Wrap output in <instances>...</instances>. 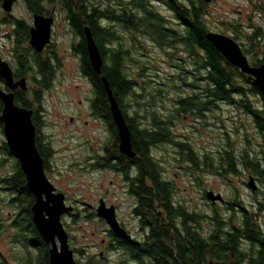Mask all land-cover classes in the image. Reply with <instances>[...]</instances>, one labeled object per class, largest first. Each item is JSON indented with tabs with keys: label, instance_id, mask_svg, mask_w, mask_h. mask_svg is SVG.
I'll return each instance as SVG.
<instances>
[{
	"label": "rangeland",
	"instance_id": "1",
	"mask_svg": "<svg viewBox=\"0 0 264 264\" xmlns=\"http://www.w3.org/2000/svg\"><path fill=\"white\" fill-rule=\"evenodd\" d=\"M127 1L104 0V6L111 3L116 7L118 4L128 3ZM148 1L168 19V26L182 30L174 13L162 4L161 0ZM260 1L213 0L205 9L204 20L213 32L230 36L242 44V47L247 48L249 52L246 51V54L249 58H263L264 40L258 39V42H261L258 44L261 46L254 48L246 37L251 28L264 31V9H262L264 2L260 3ZM13 14L32 22L31 15H28L29 13L20 3L14 5ZM234 23L240 26L236 33L231 28ZM114 28L120 39L112 45L122 44L124 49L128 50L124 59V68L136 86L135 92L124 98L126 106L135 104L137 107H149V104H152L151 107H154L160 115L166 113L168 117H172L173 139L177 143L183 141L190 143L196 152L201 154L206 152L215 154L219 144L224 142L225 130L231 132L233 139H236L235 151L241 150L245 145L243 132L250 136L253 134L252 121L247 115H240L232 107L222 104L220 109H214L204 118L192 113L179 114L177 111L180 98L194 91L189 85L194 79L191 73L194 71V66L193 62L187 61L188 55L184 47L178 45L176 49L164 50L143 36L133 34L117 25ZM53 36L58 52L67 64L60 70L51 88L42 95V106L48 121L44 133L49 136L51 145L56 150L52 181L66 195V201L77 206L80 211L74 217L65 215L62 222L70 236L73 248H85L88 259L95 258L98 264H114L112 251L102 246V240H110L108 225L97 217L94 209L85 210L80 206V202L84 201L94 206L101 198L108 205H116L120 202L125 214H128L130 199L122 198V189L125 184L119 176L109 172L79 168V164L91 153V147H100L107 137V132L105 128L94 124L88 115L87 98L91 95L92 89L87 79L80 74L79 60L69 51L72 41H70V33L63 20V14H59ZM4 42L5 39L0 38V49L6 51L4 47H1ZM5 47L9 49L10 45L6 44ZM183 61H187V65H184ZM185 71L188 77H186L187 81L183 82L180 77L185 76ZM252 98L259 101L255 96ZM70 117L75 118L73 124L69 122ZM86 120L88 125L85 124ZM237 128L242 135L235 138L232 130ZM86 141L89 142V151L84 146ZM3 142L6 140L3 127H0V145ZM251 144L252 142L248 144V147ZM255 145H257L256 142L253 147ZM176 149L178 147L175 144H161L158 150L153 151V155L159 159L164 177L173 185V202L184 206L187 211L201 214L200 227L206 235L211 232L216 223V220L213 221L211 217L213 211L216 210L222 218H229L233 212L228 211L224 204L212 205L207 198L203 197L205 189L222 193V196L230 202L235 197L243 200L256 216L260 226L264 228V191L251 193L250 189L244 185L245 175H233L223 179L206 171L194 172L193 168L189 167V163L178 156ZM16 161L18 160L13 155L8 156L0 150V178L14 173ZM11 197L8 187L0 183V224L4 226L3 232L0 233V252L11 264H21L29 257L36 262V251L27 246L24 238L16 235L17 231L11 223L10 217L15 211V207L10 204ZM258 208H262L263 211ZM86 215L91 217L87 218ZM240 215L236 210L233 217L236 223L240 220ZM101 252L104 253L105 259L102 258L103 255L100 256ZM76 260L83 263L86 258L78 254Z\"/></svg>",
	"mask_w": 264,
	"mask_h": 264
},
{
	"label": "flooded vegetation",
	"instance_id": "2",
	"mask_svg": "<svg viewBox=\"0 0 264 264\" xmlns=\"http://www.w3.org/2000/svg\"><path fill=\"white\" fill-rule=\"evenodd\" d=\"M2 1L3 0L0 1V38L3 37L5 39V42L1 47H4V50L6 51L0 49V60L6 62L8 64V67L11 69L13 83L12 87L8 86L5 79L0 75V89L5 93H13L14 102L18 107L32 111L31 120L33 125L35 126L36 133L35 144L43 159L45 174L49 181L54 185L56 193L63 192L52 181V174L55 169L53 159L56 154V150L51 145L49 136L44 133V130L48 125V121L46 120L44 107L42 106V95L51 88V85L56 80L58 73L67 64L65 59L62 58L59 54L53 36L54 27L58 22L59 14H63V20L70 33V41H72L70 42L71 44L69 51L71 52V54H74L75 57H77V59L79 60L78 67L80 74L87 79V82L92 89L91 95L87 98V102L89 105L88 115L91 117L94 124L98 125L100 128H105L107 132V137L102 142L100 147H91V153L88 154V156L81 162V164H79V168H81L82 170H84L85 168L94 169L100 172L112 173L114 176H119L125 184L124 188L122 189V198L130 199V203L128 205V214H125L120 202L113 206L115 208L116 218L120 227L128 234L132 241L115 234L111 231L109 226L108 238L110 240H102V246L112 251L115 261L114 264H175L174 259L169 257L168 241L169 239H171L174 243H176V246H173L177 248V243L178 241H180V246H182L185 239V214L188 217L190 215L195 216L194 218L196 219V221L195 219L192 220V226L197 231L201 232L205 238L209 239L210 242H212L210 243V246H214L215 241L211 238L214 237V229L216 227V223L215 225H213L211 232L206 235L200 227L201 214L197 212L187 211L184 206L175 204L173 202V185L164 177V172L160 168V164L158 161L159 159L153 155V151L158 150L161 144H175L178 147V149L175 150L178 156L182 157L185 162L189 163V167H192L194 172L206 171L208 174H212L213 176H217L223 179L233 175H245L246 181L244 182V185L247 189H250L251 193L255 194L259 191H264V129L258 123V120H264L263 95L260 92L254 93L246 91L235 94V98L237 99L236 103H229L224 99L212 100L210 101V103L208 101V104L210 105L205 108V110L202 112V115L197 114V117L204 118L214 109H220V104L227 105L228 107L230 106L234 110L239 112L240 115H247L248 117H250L252 121L251 123L253 125V134H251L250 136L243 132V143L245 145L239 152H236L234 148V142L236 141V139H233L234 136L232 137L231 132L223 130L224 142L222 144H219V148L217 149V151L215 149V154H212L210 152L201 154V152H196V150L190 145V143L186 141L177 143L173 139L172 126L174 122L172 121V117H168L166 113L160 115L154 110V107H137L135 106V104L134 106H126V103L124 102L125 97L121 98L118 92L112 90L113 95L120 108V112L131 134V147L132 151L134 152V155L131 157L128 154L122 152L120 149L119 130L115 122L111 109V103L106 91H104L106 95L104 99L102 98L103 93L99 91L97 87H95L93 78H91L88 75V71L84 69L82 55L80 54L79 50L81 46H85L87 50V41L84 29L85 27L89 26H83V39L78 29H76V27L74 26V20L71 17V0H14L12 2L10 11H5L3 9ZM88 1H92L93 3L97 4L98 8L100 9L98 15L103 28L104 25L107 24L106 20H108L105 18L104 10L106 8H110L111 12H113L114 14H120L121 12L129 13V10H125V7H127V4L131 0H128V3L125 2L124 4H118L116 7L111 3L107 6H104V0ZM161 1L162 4L170 8L168 0ZM178 1L184 3L189 2L188 0ZM262 2H264V0L260 1V3ZM17 3L22 4L29 13L28 15H31V23L28 22V20H26L25 18L18 17L13 14L14 5H16ZM210 3L204 2L206 7ZM170 10L173 12L171 8ZM35 15H40L45 18L52 19V23L50 26V41L45 44L44 48L41 51L34 49L30 44L31 29L32 27H34ZM116 25L134 34L133 30L125 28L123 24L114 21L110 22V26H113V28ZM251 29L252 30L250 31L249 35H246L248 39L250 35L255 31L259 32L260 35L252 42L249 40L250 45H252L254 48L257 46H261L258 44L261 43L258 42V39L262 38L264 40V31L256 28ZM238 30L239 28H237V31ZM210 31L212 30L209 28L208 32ZM208 32H206V35ZM6 44L10 45L9 49L5 47ZM239 45L241 46L244 54L247 56L246 51L249 52V50H247V48L245 47H242V44ZM98 48L101 53V49L99 46ZM247 58L249 63L253 66H259L263 64V62L259 63V60L263 59L264 57H254L255 59H251L247 56ZM254 61L256 62V64L253 63ZM99 76L101 79V75ZM254 96L257 97L259 101L254 100L252 98ZM0 103L2 106L0 110L1 114L3 108L2 100H0ZM240 103H242L243 105L238 106L237 104ZM69 122L73 124L75 122V118L70 117ZM85 124L88 125L87 120L85 121ZM232 131L235 133V138H238V136L242 135L241 132L239 133L238 128ZM140 134H143V136L146 137L147 141V145L145 146L146 148L143 147L141 151L137 150L135 147V142L138 141L137 135ZM250 142H252V144L250 147H248V144ZM255 142L257 143V145L253 147ZM84 146L85 149L89 151L88 141L84 143ZM142 157H145L147 160L156 163V177L157 181L160 184L159 186H156V184L154 185L149 172H146L143 177H140V175L142 174L139 167V160H142ZM248 162L252 165H250ZM18 163L20 164L19 160ZM22 173L24 174L23 170ZM24 177L26 184L25 174ZM253 186L255 187V190H253ZM209 192H213L214 194H221L222 196V193L215 192L214 190L210 189H205L203 197L207 198V194ZM31 197L33 200L31 204L32 212V205L35 202V199L33 195H31ZM222 198L223 199L220 201H211L208 198L207 200L212 205L217 203L226 205L228 211L233 212V210H238L239 212V210L242 208L249 215H253L254 219L256 220L257 227L255 228V230H252L249 227L248 228L253 232H257V234L261 238V243H264V228L260 226L256 219V216L249 210L250 208L246 205V203L236 197L231 202L227 201L223 196ZM64 200L66 205L72 207L73 210L72 212L63 214L61 220L65 217V215L74 217L76 213L80 212L77 206L71 205L66 201L65 194ZM99 201L100 199L98 200L96 206L81 201L80 206L85 210L94 209L96 213V207L98 206ZM106 205L110 206L112 204L108 205L106 203ZM258 209L263 211L262 208ZM215 214L216 210L213 211V216H211L213 221H215ZM89 216L87 217L86 215L87 218H89ZM232 222L234 223L233 226H235L236 228L242 223L241 220H238V223H236L234 219L228 221L226 219L225 229L229 230ZM170 224H172L171 227ZM176 231L179 233V236H176ZM68 237L69 246L73 251L76 263L88 264L89 259L86 249L83 247L73 248L69 234ZM243 242V246L245 245V250L248 252L250 249H252L253 253H256V251L261 248L258 243H251L248 240H244ZM42 246L43 249L45 248L48 251V260L46 261L45 258H43V260L38 261V264H50L49 249L51 247V244H46L43 241ZM37 250L38 248H35L36 256L39 255V252ZM78 254L86 258L85 262L80 263L76 260V256ZM172 254L173 256H176L178 264H183V260H180V258H182L181 250H175ZM100 256L105 259L103 252L100 253ZM205 258H207V264H215V251H207ZM241 264H249V257H247Z\"/></svg>",
	"mask_w": 264,
	"mask_h": 264
},
{
	"label": "trees",
	"instance_id": "3",
	"mask_svg": "<svg viewBox=\"0 0 264 264\" xmlns=\"http://www.w3.org/2000/svg\"><path fill=\"white\" fill-rule=\"evenodd\" d=\"M188 1V3H184L178 0H168L175 19L181 25L182 30H178L171 25L168 26L167 19L148 0H131L127 4V7H125V10H129V13L121 12L120 14H114L110 8H106L104 10L105 18L108 20H106L107 24L103 28L98 15L100 9L92 1L71 0V17L74 20V26L78 29L83 39V26L87 25L90 27L92 35L101 49L103 57L102 74L108 79L112 90L118 92L121 98L132 95L136 90V86L134 80L129 78L124 68V59L127 56L128 50H125L122 44L117 43V46L112 45L120 37L113 26H110L111 21L123 24L125 28L133 30L134 34L151 39L164 50L176 49L178 45L186 49L188 55L187 61L193 62L194 66V71L191 72L194 79L189 84L194 91L186 97H181L178 101L177 111L179 114L192 113L194 115H202L205 108L210 105L208 101L210 103L212 100L224 99L229 103H236V93L246 91L259 93L257 88L252 85L248 75L241 73L239 68L231 64L206 38V32L209 31V27L204 20L206 5L203 0ZM238 27L240 26L236 25V23L231 25L235 33ZM236 35L239 36L238 34ZM259 35V32L255 31L250 35L249 40L252 42ZM79 52L82 55L84 69L93 78L95 87L103 93L102 98L106 97L103 83L100 76L91 67L85 46H81ZM107 53L110 54L107 55ZM187 61H183L184 65H187ZM262 62L264 63V58L259 60V63ZM253 63L256 64L255 61ZM187 73L189 74V72ZM184 75L180 79L186 82V77H188V75L186 76V71ZM151 105L149 104V107ZM237 105L242 106L243 104ZM1 107L0 103V110ZM258 123L264 129V120L260 119ZM0 127H3L1 122ZM137 140L135 147L141 151L147 145L146 137L140 134L137 135ZM0 150L11 156L6 142L0 145ZM149 161L145 157L139 160L142 174L140 177L149 172L154 185L159 186L160 184L156 177L157 165ZM249 164L252 165L251 163ZM0 183L8 187L9 194L12 196L10 204L15 207V211L10 220L17 231L16 235L18 234L17 236L24 238L28 247L34 250L38 248L39 255L36 257V262L35 259L32 261L29 257L27 261L23 260L21 264H38V261L43 260V258L47 261L48 251L45 248L43 249V241L32 222L31 204L33 200L25 187V177L18 161L15 163L14 173L0 178ZM239 213L241 214L240 220L242 223L236 228L232 222L230 229L227 230L225 229L226 219L227 221L233 219L235 211L233 210V214L229 217L230 219L220 217L216 211V227L214 229V237L211 238L215 241L214 246H210L212 242L192 226L191 222L195 219V216L190 215L188 217L185 214V239L182 246H180L181 242L178 241V248L174 247L176 243L169 239V257L174 259L175 264H178L176 256H173L172 253L179 249L182 253L180 260H183V264H207V258H205L207 251L214 250L215 264H241L247 257H249V264H264V243H261V238L257 232L249 230V228L255 230L257 227L256 220L253 215H249L242 208L239 210ZM171 226L172 224H170ZM3 229L4 226L0 224V233L3 232ZM175 234L179 236L177 231ZM244 240L258 243L261 248L256 253H253L252 249L248 252L245 250V245L243 246ZM0 264H11L1 252ZM88 264H98V262L95 258H90Z\"/></svg>",
	"mask_w": 264,
	"mask_h": 264
},
{
	"label": "water",
	"instance_id": "4",
	"mask_svg": "<svg viewBox=\"0 0 264 264\" xmlns=\"http://www.w3.org/2000/svg\"><path fill=\"white\" fill-rule=\"evenodd\" d=\"M13 1L3 0V9L10 11ZM203 1L210 3L213 0ZM51 23V18L48 19L40 15L34 16V27L31 29L30 39V44L34 49L41 51L45 44L50 41ZM84 31L90 63L96 74L101 75L105 91L111 103L112 113L120 135V149L132 157L134 152L131 147V134L120 112L110 83L102 75L103 60L100 50L90 28L85 27ZM206 37L231 64L238 67L241 73L248 75L252 85L264 97V63L259 66L251 65L241 46L230 36L210 31ZM0 75L5 79L7 85L12 87L11 69L2 60H0ZM0 100L3 102L0 121L3 123L6 144L10 154L19 160L26 176V189L35 199L32 205V220L42 240L46 244H51L49 249L50 264H77L73 251L69 246L68 233L61 220L62 215L72 212L73 208L66 205L63 193L55 192L54 185L45 174L43 159L35 144L36 133L31 120L32 111L18 107L14 102L13 93H5L1 89ZM252 188L255 190L254 186ZM207 198L211 201L223 199L221 194H214L213 192H209ZM96 215L107 223L112 232L131 240L120 227L113 205L107 206L105 201L100 199L96 207Z\"/></svg>",
	"mask_w": 264,
	"mask_h": 264
}]
</instances>
